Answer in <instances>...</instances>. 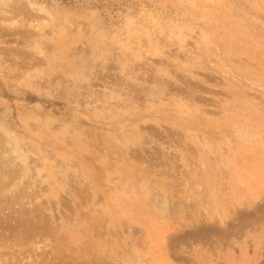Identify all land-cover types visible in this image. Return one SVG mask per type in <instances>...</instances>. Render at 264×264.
<instances>
[{
  "label": "rangeland",
  "instance_id": "1",
  "mask_svg": "<svg viewBox=\"0 0 264 264\" xmlns=\"http://www.w3.org/2000/svg\"><path fill=\"white\" fill-rule=\"evenodd\" d=\"M0 264H264V0H0Z\"/></svg>",
  "mask_w": 264,
  "mask_h": 264
}]
</instances>
